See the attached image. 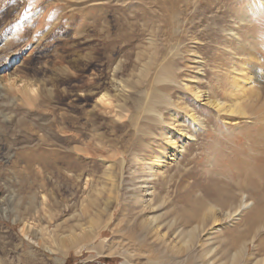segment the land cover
I'll list each match as a JSON object with an SVG mask.
<instances>
[{
    "label": "rangeland",
    "instance_id": "1",
    "mask_svg": "<svg viewBox=\"0 0 264 264\" xmlns=\"http://www.w3.org/2000/svg\"><path fill=\"white\" fill-rule=\"evenodd\" d=\"M175 132L195 137L164 175L131 162ZM263 136L264 0H0V264H264V228L245 254L228 242L254 204L216 198L264 182ZM193 201L200 216H180Z\"/></svg>",
    "mask_w": 264,
    "mask_h": 264
},
{
    "label": "bare ground",
    "instance_id": "2",
    "mask_svg": "<svg viewBox=\"0 0 264 264\" xmlns=\"http://www.w3.org/2000/svg\"><path fill=\"white\" fill-rule=\"evenodd\" d=\"M156 54H157V51H155L154 56L152 55V53H150L149 56L147 57L148 60H147V63L145 64V66H146L145 72L147 70L151 69L149 67H151L152 63L154 62ZM197 58H198V56H197ZM174 69L175 68L171 65V61L169 60L168 64L167 63L165 64L164 70L160 71V74H158V79L163 81V82L165 80H169V81L175 80L176 77L174 78V76H175L174 71L176 72V70H174ZM248 80L249 81L246 84H245V82L236 83L235 87H239L238 86L239 84L240 85L243 84L244 88L248 89V87H251V85L253 83L251 79H248ZM161 81H159V82H161ZM165 82H167V81H165ZM167 88H168L167 92L162 93L163 91L161 92L160 90L159 91L155 90L152 93V104L148 105L149 111H151V112L153 111V112L159 114L157 109H155L156 105H158L156 102H159V103L160 102H162V103L167 102L168 103V101L170 100V97H171L170 92L172 90L171 89L172 87H167ZM25 89L27 90L28 88H25ZM189 90L198 102L205 101L206 104H208L212 108L217 109L218 111L223 110L225 112L228 111L230 113H235L237 116H239V118L245 117L247 115V111L244 108L240 107L239 105L238 106L234 105L235 107H233V108L231 106L223 105L221 101H219L217 99H211L210 97L207 96L205 91L199 89L196 86L189 88ZM104 97H105L106 101L111 102L112 98L109 94H105ZM102 100H104V99H102ZM136 101H137V103H141L140 99H136ZM153 103L156 105L154 106ZM262 105H263V103H262ZM158 106H157V108L160 109ZM184 109L186 110V107ZM148 110H146V111H148ZM190 110H192V109H190ZM189 112L190 111L186 110V118H182L183 119L182 121L183 122H185L186 120L193 121V123L198 124L200 126V124H199L200 120L198 122L199 117L196 116L195 114L189 113ZM158 114H157V117H158V119L160 118V120H161L162 119L161 115L159 114V116H158ZM172 115H173V117H176L175 113H171V116ZM155 116H156V114H155ZM196 128H198V126ZM169 133H171V132H169ZM175 133H176V136L175 135L171 136V139L169 140V145H166L162 149L160 154L155 153L150 157H146L142 153L134 151L132 153V155L130 154L131 155V158H130L131 162L133 164H140V163L148 164L149 166H148L147 171L149 173V177L155 178L160 174L164 175L166 169L169 168L168 166H171V165H174L175 163H177V161L180 158V155H182L183 151L186 150V143H188V141H190V140H193V138L195 137V135L193 133H187V132L184 134H182V133L180 134L178 132H175ZM166 135H168V134H166ZM126 147H127V145H122L118 149L120 151L115 154V155H117L119 153L122 154L121 160L120 161L118 160L117 162H115V164H117L118 167L120 168L119 170H121V168L123 169L122 163H123L124 159H126L125 157L127 155L126 154ZM77 149H82V148H77L76 146H74L72 148V150H74V151ZM70 152H71V154H73L72 151H70ZM34 159H39V158H34ZM107 168H109V172L107 173L109 176L108 179H110L112 182V185L115 186L116 183L114 182L115 181L114 177L117 176L116 175L117 171L112 173V168L110 165H108ZM263 183L260 181H251V182H248L246 184L240 183V185H238V187L240 188L241 192L243 193V197L241 200L238 199L236 192H234V191L231 193L228 190L226 191L224 189V187H222V189H221V187L216 189V191H217L216 196L217 195L219 196V197H216V198H218L219 205L222 207L228 208L231 215H233V214L239 215L240 211H242V209H243V211L246 212V209L248 210L249 207L253 206V204H254V207L251 209V211L248 212V214L242 218L243 221L238 222L237 225H235V226L233 225V227H235L236 231L230 233V234H233L234 236L232 238H230L228 241L229 244H231L232 246L238 247L240 250H244V251H241L242 253L244 252L243 254H245V252L249 249L250 244L251 243L253 244L256 241L255 239H257V237H258L257 233L261 229L264 228L263 227L264 226V184ZM230 187H232V186H230ZM251 190H253V192H251ZM260 190H262V192ZM244 194H248L247 197H250V199H245ZM213 198H215V197H213ZM190 205H191L190 210L187 214L185 211L181 210L179 212V215L180 216H188V217H191L192 215H193V217H196L197 215L200 216L199 212H200V210H202V208L204 206L200 205V202H198V201H193V202H191ZM150 206L153 207V204L150 203L149 207ZM214 208H215V206H214ZM205 215H207V216L211 215V218L216 220V215H214V213L212 214L210 211L205 213ZM64 240L62 239L63 243H64ZM66 241H67V243H71V242H73V239L72 240L66 239ZM257 242H258V247L261 248V250H263L264 249V237L260 238V235H259V239ZM67 243H65V244H67ZM254 247H256V245H254Z\"/></svg>",
    "mask_w": 264,
    "mask_h": 264
}]
</instances>
